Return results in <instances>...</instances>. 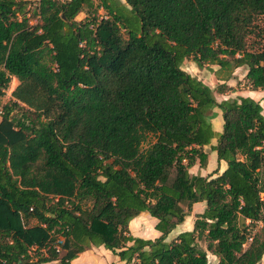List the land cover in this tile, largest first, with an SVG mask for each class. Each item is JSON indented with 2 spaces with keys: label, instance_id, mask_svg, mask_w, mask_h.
Returning a JSON list of instances; mask_svg holds the SVG:
<instances>
[{
  "label": "trees",
  "instance_id": "obj_1",
  "mask_svg": "<svg viewBox=\"0 0 264 264\" xmlns=\"http://www.w3.org/2000/svg\"><path fill=\"white\" fill-rule=\"evenodd\" d=\"M31 1L0 0V99L17 82L0 114V264H69L99 246L124 264H259L261 106L217 102L179 66H215L219 95L243 67L264 92V0H38L30 25ZM205 146L225 168L190 175ZM141 212L158 237L129 234Z\"/></svg>",
  "mask_w": 264,
  "mask_h": 264
},
{
  "label": "rangeland",
  "instance_id": "obj_2",
  "mask_svg": "<svg viewBox=\"0 0 264 264\" xmlns=\"http://www.w3.org/2000/svg\"><path fill=\"white\" fill-rule=\"evenodd\" d=\"M94 2L98 3V0H93ZM121 3H124L123 0H119ZM32 4H29L27 6V9L29 10V14H27L26 16H29V24L33 25L36 21L33 17H31V12H32ZM99 14L101 15L102 12L99 11ZM84 14H79L76 18V20H81L82 18H84ZM264 44V43H263ZM179 68L185 72L186 74H188L189 76L196 78L198 80H200L203 84H205L206 86H208L210 89H212L213 91V95L214 98L217 102L224 100V99H234L237 98L239 96L241 97H250L253 100L259 102L261 109H262V114L264 115V102L261 101L262 97L264 96V92L263 91H250L248 88L247 83L245 82V80L243 79V75H244V70L242 68H237L235 70H233L232 72V78L225 81V85L229 88L226 90V92L223 95H219L215 92V88L218 84H221L222 81L218 80L216 77H214V75L210 72V70H215L216 67L215 66H210V67H204L202 69L197 68L194 63H192L189 59L183 60L182 63L180 64ZM17 84V83H16ZM255 92H258L257 94ZM8 99L3 98L2 102L6 103ZM10 100V99H9ZM213 111H215L216 113H214V117L212 118V123L213 126H216V122H218L219 126L217 129V133H219L221 131V117H220V111L218 109H213ZM216 114V115H215ZM12 116V114H11ZM205 151H207V149H205ZM206 163V159L204 164ZM203 164V166H204ZM202 166V167H203ZM199 168V167H198ZM195 168L193 169H188V173L190 175H194V173L198 174V171L195 172ZM204 208V203H197L195 204V206L193 208H190V211L187 212V216L184 218V220L178 224L177 226H175L171 232L167 235L166 237V241H170L176 234L181 233V232H185V231H189L191 228V225H189L188 227V223L194 220V216L195 213L197 211V213H200ZM193 215V216H192ZM147 216L152 219L148 214ZM28 225H34L36 223L35 220H29ZM148 229V227L146 228ZM136 238V237H135ZM96 248V247H94ZM91 249V247L89 248ZM96 250V249H94ZM33 253V252H32ZM61 255V253H59V256ZM207 261L209 262V264H215L216 260L214 257H212L211 255L207 254ZM98 263H104L103 259H98ZM105 263L110 264V261L108 262L107 259H105ZM259 264H264V259L262 261L259 262Z\"/></svg>",
  "mask_w": 264,
  "mask_h": 264
},
{
  "label": "crops",
  "instance_id": "obj_3",
  "mask_svg": "<svg viewBox=\"0 0 264 264\" xmlns=\"http://www.w3.org/2000/svg\"><path fill=\"white\" fill-rule=\"evenodd\" d=\"M79 14H82V13H78L75 16V21H81L83 19L82 18L81 20H76L77 19L76 17ZM241 68L244 70L243 72L245 73V69L243 67H241ZM255 93L257 94L258 92H255ZM213 112L216 113L215 111H213ZM212 120H211V123H212ZM218 126H219L218 122H216L215 127L213 126V124H211L212 130L215 133H217ZM214 143H215L214 139H212L210 141V145H214ZM205 149H207V151H205ZM203 152L206 155V158H205L206 163L204 164V166L199 167V164L197 162H195V164L190 169L195 168V170H196L195 172L198 171V174L200 176H204V175H207L214 170H217V172L219 173L225 168V163L223 161H219V162L216 161L215 153L210 151L209 146L203 147ZM194 175H196V173H194ZM195 204H197V203H195ZM195 204H193L191 206V208H193L195 206ZM194 213L198 214L197 211ZM155 223H156L155 220L153 218L150 219L147 216V213L141 212L136 217H134L133 219H131L128 222V224H127L128 232L132 237L141 238V239H154V238L159 236V232H157L153 228ZM189 225L192 226L191 222L188 223V227H189ZM147 227H148V229H146ZM94 249H96V250H94ZM98 259H103L104 263H98ZM105 259H107L108 262L110 261V264H124L123 262H119L118 258L116 256H114L110 251L105 250L101 246L96 247V248L91 247V249L83 251L82 253L78 254L75 259L71 260L69 262V264H107V263H105ZM263 259H264V253H263L260 261H262Z\"/></svg>",
  "mask_w": 264,
  "mask_h": 264
},
{
  "label": "built area",
  "instance_id": "obj_4",
  "mask_svg": "<svg viewBox=\"0 0 264 264\" xmlns=\"http://www.w3.org/2000/svg\"><path fill=\"white\" fill-rule=\"evenodd\" d=\"M30 4H32V8H31L32 11L35 12L36 14H38V9H37L38 0H32ZM34 19H35V21L37 20V15H36V17ZM16 83L17 82H16L15 78L10 76L9 77V82L7 84V87L4 90V94H3V96L0 99V114H1V105L5 104L4 102H2L3 98L8 99V100L11 98L10 94L13 91V89L15 88ZM53 248H54L56 253H58L59 250H60V248L57 245L56 246L54 245Z\"/></svg>",
  "mask_w": 264,
  "mask_h": 264
}]
</instances>
